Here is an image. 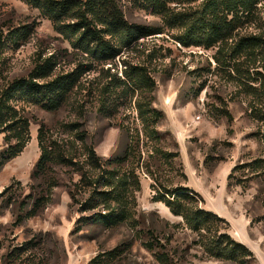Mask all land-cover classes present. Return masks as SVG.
<instances>
[{
	"label": "rangeland",
	"instance_id": "rangeland-1",
	"mask_svg": "<svg viewBox=\"0 0 264 264\" xmlns=\"http://www.w3.org/2000/svg\"><path fill=\"white\" fill-rule=\"evenodd\" d=\"M123 3L131 22L162 23L158 16ZM257 24L264 27V12ZM17 28L27 33L26 39H19L17 44L12 42L13 36L7 38L0 53L4 80L28 75L49 56L57 61L58 74L72 71L87 60L40 10L24 0H0V31L8 33ZM257 28L255 23L243 31ZM214 51L186 47L171 32L151 35L125 48L111 63L95 64L60 109L50 111L29 105L26 113L31 117L32 140L20 155L0 166V264H88L100 253L115 248H119V254L108 264H235L204 255L195 243L196 233L184 225L183 218L153 199L152 179L146 174L142 175V190L137 194L141 233L125 224L107 227L94 221L78 231V205H73L69 194L77 177L70 167L62 165H54L51 171L58 182L51 202L37 214L26 215L34 199L48 186L45 174L34 176L41 152L37 135L42 123L57 135L60 123L79 121L86 130L87 142L102 156L125 151L129 136L118 123L126 118L133 120L131 104H122L121 113L108 118L98 112L97 98L101 84L111 73L118 71L120 75L126 62L149 63L154 71V105L164 112L158 123L163 146L180 152L176 166L187 173L184 180L181 173L172 172L174 180L200 192L204 207L227 218L235 239L254 252L256 264H264V177L253 178L246 171H236L228 179L235 165L262 155L263 144L253 135L257 126L246 113L247 103L241 98L231 100L233 85L209 71L215 66ZM220 99L228 102L233 120L216 116ZM5 150L0 133V160ZM238 179L248 182V187L237 184ZM27 242L31 245L26 248ZM15 249L20 255H11ZM162 256L165 261L160 259Z\"/></svg>",
	"mask_w": 264,
	"mask_h": 264
},
{
	"label": "trees",
	"instance_id": "trees-1",
	"mask_svg": "<svg viewBox=\"0 0 264 264\" xmlns=\"http://www.w3.org/2000/svg\"><path fill=\"white\" fill-rule=\"evenodd\" d=\"M24 1L40 10L87 60L72 71L58 74L57 61L49 56L39 61L28 75L11 80H4L0 65V133L6 144L0 166L20 155L32 140L31 117L26 113L29 105L50 111L60 109L82 85V76L95 69V64L111 63L141 38L171 32L186 47L215 50V66L209 71L233 85L235 92L230 99H243L247 115L256 122L253 135L262 142L263 154L235 165L228 179L236 171H246L253 178L264 177V27L257 26L264 12V0ZM124 1L158 16L162 23L131 22L125 16ZM255 23L257 31H243ZM26 34L18 28L8 33L0 31V53L9 36L18 44L19 39H26ZM122 70L120 75L118 71L111 73L101 84L97 110L105 117L115 118L121 113L122 104H131L133 120L126 118L118 123L129 136L125 151L121 155L102 156L87 142L86 130L79 121L60 123L57 135L42 123L37 135L41 152L34 176L45 174L48 186L34 199L26 215L37 214L51 202L58 183L51 171L54 165H62L70 167L77 177L69 194L73 205H78V231L94 221L107 227L125 224L141 233L137 194L142 190V175L146 174L152 179L153 199L165 203L173 214L183 218L184 225L196 233L195 243L202 247L207 258L256 264L254 252L231 234L228 219L205 208L200 192L174 180L172 172L181 173L184 180L187 173L176 166L180 152L163 146L158 123L164 112L154 105L157 81L149 63L126 62ZM220 101L216 116L233 120L228 102ZM237 184L244 188L249 185L241 179ZM30 245L27 242L25 247ZM17 250L11 255H20ZM118 250L100 253L88 264H108L117 258ZM160 259L165 261L163 256Z\"/></svg>",
	"mask_w": 264,
	"mask_h": 264
}]
</instances>
